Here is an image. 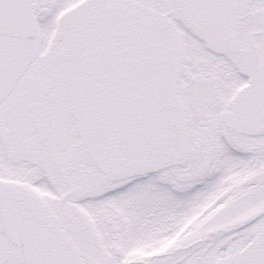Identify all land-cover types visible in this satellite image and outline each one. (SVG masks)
<instances>
[{"label":"snow or ice","instance_id":"obj_1","mask_svg":"<svg viewBox=\"0 0 264 264\" xmlns=\"http://www.w3.org/2000/svg\"><path fill=\"white\" fill-rule=\"evenodd\" d=\"M0 264H264V0H0Z\"/></svg>","mask_w":264,"mask_h":264}]
</instances>
